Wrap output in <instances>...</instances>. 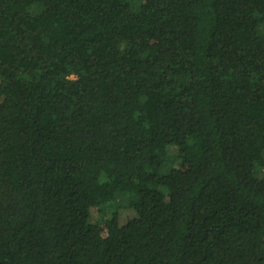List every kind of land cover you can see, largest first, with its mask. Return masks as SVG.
I'll return each mask as SVG.
<instances>
[{
	"label": "trees",
	"instance_id": "trees-1",
	"mask_svg": "<svg viewBox=\"0 0 264 264\" xmlns=\"http://www.w3.org/2000/svg\"><path fill=\"white\" fill-rule=\"evenodd\" d=\"M260 168L264 0H0V264H264Z\"/></svg>",
	"mask_w": 264,
	"mask_h": 264
},
{
	"label": "rangeland",
	"instance_id": "rangeland-1",
	"mask_svg": "<svg viewBox=\"0 0 264 264\" xmlns=\"http://www.w3.org/2000/svg\"><path fill=\"white\" fill-rule=\"evenodd\" d=\"M175 151V148H172ZM257 175L259 177H264V169H257ZM106 211V216L111 214V208L109 206L104 207ZM98 210L94 209L92 211V219H96L98 217ZM135 216V211L132 208H119V222L124 224L127 220Z\"/></svg>",
	"mask_w": 264,
	"mask_h": 264
}]
</instances>
